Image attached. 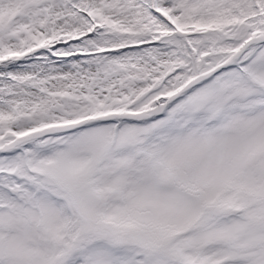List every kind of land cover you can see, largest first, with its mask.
Returning <instances> with one entry per match:
<instances>
[{
	"label": "snow or ice",
	"instance_id": "snow-or-ice-1",
	"mask_svg": "<svg viewBox=\"0 0 264 264\" xmlns=\"http://www.w3.org/2000/svg\"><path fill=\"white\" fill-rule=\"evenodd\" d=\"M0 264H264V0H0Z\"/></svg>",
	"mask_w": 264,
	"mask_h": 264
}]
</instances>
